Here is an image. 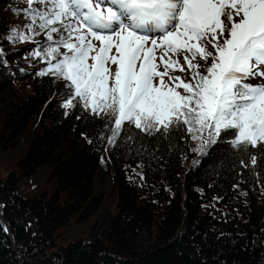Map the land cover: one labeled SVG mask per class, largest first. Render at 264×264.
I'll return each instance as SVG.
<instances>
[{"label":"trees","instance_id":"obj_1","mask_svg":"<svg viewBox=\"0 0 264 264\" xmlns=\"http://www.w3.org/2000/svg\"><path fill=\"white\" fill-rule=\"evenodd\" d=\"M25 7L0 0V37L26 23L22 11H13ZM33 48L0 39V150L19 154L16 170L0 182V221L10 230L0 227V264H264V180L239 168L227 144L205 156L180 134L109 144L112 133L99 119L62 106L61 79L37 75L47 62L31 59ZM6 73L29 81L30 91ZM105 154L114 211L102 208L105 196L95 190ZM36 176L53 189L24 191V180L37 184L31 190L43 186ZM92 218L90 238L64 237Z\"/></svg>","mask_w":264,"mask_h":264},{"label":"snow or ice","instance_id":"obj_2","mask_svg":"<svg viewBox=\"0 0 264 264\" xmlns=\"http://www.w3.org/2000/svg\"><path fill=\"white\" fill-rule=\"evenodd\" d=\"M22 2L13 11L26 23L0 39L34 43L29 54L47 62L37 75L69 82L62 106L99 119L109 144L180 134L201 156L227 144L239 168L264 180V0Z\"/></svg>","mask_w":264,"mask_h":264},{"label":"rangeland","instance_id":"obj_3","mask_svg":"<svg viewBox=\"0 0 264 264\" xmlns=\"http://www.w3.org/2000/svg\"><path fill=\"white\" fill-rule=\"evenodd\" d=\"M223 19V17H222ZM44 33H41L40 36H42ZM54 38H55V34ZM40 36H36V38L40 37ZM34 44V43H33ZM34 48H36V45L34 44ZM209 50L211 51V47L209 46ZM61 51H64V49H61ZM159 55V54H158ZM183 54L180 55L179 59H180V63L183 65V59H182ZM31 59H35L36 57L34 55L30 56ZM176 57H174L175 59ZM43 58L41 57L40 60H42ZM26 59H22L21 62H23V64H26ZM200 63L202 66L204 64L203 61L199 60V57H197V61H194V63ZM55 63V61L53 62ZM186 67V65H184ZM40 68V65L34 69V72H37L36 70ZM115 66H113V70H114ZM161 70H163V65H161ZM171 71V70H170ZM201 71H203V67L201 68ZM172 75L175 76H180L181 78H185L188 76L187 72H180L179 70L171 73ZM11 73H6V76L11 78L13 81L16 82V86L18 89H21L24 93L25 92H29L31 87L29 84V81L27 80H23L21 81L20 79H18L17 81L14 80V77H11ZM2 78V76H0V79ZM165 81L167 82V77H165ZM258 82V81H256ZM69 83L66 82L64 80H60L57 87H56V96L58 98H61L63 101H67L70 98V89L65 87V84ZM179 91H182V89H178ZM106 159L104 158V161L106 162V166L105 164H103L102 166H105V170L103 171V176L98 174L97 179L95 180V190L96 193H103L105 196V201H104V205L102 208H108L110 210H115V206H114V200H116V194L114 193V191L112 190V178H111V172H112V168L109 167V165L107 164V159H108V155L105 154ZM19 158V154L16 152H11V151H2L0 150V182L5 180V178L7 177V175L10 173V171L16 170V161ZM37 183H39V180H42V182L44 183L43 186H37L36 189L31 190V185L32 184H36L35 182H31L30 180H24L22 186L24 187V191H35L39 188L41 189H46V190H52L53 189V185L51 183H48L44 177H37ZM37 185V184H36ZM42 187H47V188H42ZM101 209L96 212L94 214V217H98L99 213H100ZM94 220L93 218L89 221H87L84 224H78V225H73L72 227L68 228L66 231H64V236L66 239L68 240H75V239H79V238H90L89 235V231L91 228V225L93 224ZM65 239V240H66ZM62 240V239H61ZM60 240V241H61ZM65 243V242H64Z\"/></svg>","mask_w":264,"mask_h":264}]
</instances>
